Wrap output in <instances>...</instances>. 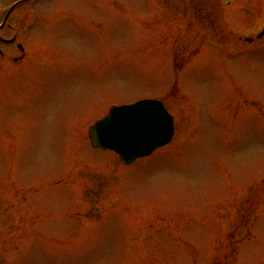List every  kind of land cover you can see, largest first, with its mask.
Segmentation results:
<instances>
[{
  "label": "rangeland",
  "instance_id": "rangeland-1",
  "mask_svg": "<svg viewBox=\"0 0 264 264\" xmlns=\"http://www.w3.org/2000/svg\"><path fill=\"white\" fill-rule=\"evenodd\" d=\"M31 10L25 59L0 61V264H264V0ZM145 99L168 146L131 167L92 149Z\"/></svg>",
  "mask_w": 264,
  "mask_h": 264
},
{
  "label": "water",
  "instance_id": "water-1",
  "mask_svg": "<svg viewBox=\"0 0 264 264\" xmlns=\"http://www.w3.org/2000/svg\"><path fill=\"white\" fill-rule=\"evenodd\" d=\"M264 36V32L260 37ZM174 136V119L164 105L144 100L133 105L111 107L108 115L89 128L92 147L120 156L125 165L151 156Z\"/></svg>",
  "mask_w": 264,
  "mask_h": 264
},
{
  "label": "flooded vegetation",
  "instance_id": "flooded-vegetation-1",
  "mask_svg": "<svg viewBox=\"0 0 264 264\" xmlns=\"http://www.w3.org/2000/svg\"><path fill=\"white\" fill-rule=\"evenodd\" d=\"M33 3L34 0H12L0 9V60L5 63L18 64L22 60L23 30L34 14Z\"/></svg>",
  "mask_w": 264,
  "mask_h": 264
},
{
  "label": "trees",
  "instance_id": "trees-1",
  "mask_svg": "<svg viewBox=\"0 0 264 264\" xmlns=\"http://www.w3.org/2000/svg\"><path fill=\"white\" fill-rule=\"evenodd\" d=\"M196 11H199V13L201 12V10H196ZM202 13V12H201ZM196 23V22H195Z\"/></svg>",
  "mask_w": 264,
  "mask_h": 264
}]
</instances>
